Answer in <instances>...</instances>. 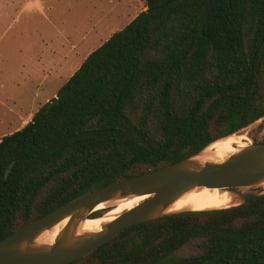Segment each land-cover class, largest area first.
Returning a JSON list of instances; mask_svg holds the SVG:
<instances>
[{"label":"trees","instance_id":"16d2710c","mask_svg":"<svg viewBox=\"0 0 264 264\" xmlns=\"http://www.w3.org/2000/svg\"><path fill=\"white\" fill-rule=\"evenodd\" d=\"M169 1L144 0L146 11ZM209 1L181 0L135 31L145 11L138 14L83 59L58 91L60 102L34 114L25 138L0 150V240L76 197L264 118V0H223L200 32ZM90 130L103 132L25 168L48 145ZM68 264H264V192L130 226Z\"/></svg>","mask_w":264,"mask_h":264},{"label":"water","instance_id":"95a60500","mask_svg":"<svg viewBox=\"0 0 264 264\" xmlns=\"http://www.w3.org/2000/svg\"><path fill=\"white\" fill-rule=\"evenodd\" d=\"M180 1L171 0L164 5L145 11L135 21V31L139 22L148 14L163 11ZM222 1L210 0L206 3L199 21L200 32L203 31L210 10ZM64 94L65 92H61L50 100L46 105L45 113L58 104ZM117 103L118 99L116 105ZM35 125L36 122L33 121L21 130L5 136L0 140V150L18 137L25 138ZM100 132L103 130L83 131L63 137L42 149L25 168L33 165L46 154L63 148L71 141L94 136ZM205 148L177 162L87 192L27 223L0 240V264L72 263L90 254L125 228L189 211L171 212L169 209L175 201L194 189L217 188L229 193L237 188L264 187V142L249 143L221 162L202 160L200 156ZM141 196H145L142 201L104 223L100 230H80L83 221L103 215L91 216L97 212L94 210L99 204ZM63 221L66 222L53 242L39 241L44 233Z\"/></svg>","mask_w":264,"mask_h":264},{"label":"rangeland","instance_id":"374dc122","mask_svg":"<svg viewBox=\"0 0 264 264\" xmlns=\"http://www.w3.org/2000/svg\"><path fill=\"white\" fill-rule=\"evenodd\" d=\"M146 9L144 0H0V140L31 123L89 52ZM237 134L244 144L263 140L264 118ZM247 192L264 187L230 191L231 205Z\"/></svg>","mask_w":264,"mask_h":264},{"label":"bare ground","instance_id":"6f19581e","mask_svg":"<svg viewBox=\"0 0 264 264\" xmlns=\"http://www.w3.org/2000/svg\"><path fill=\"white\" fill-rule=\"evenodd\" d=\"M244 135L233 134L227 137L220 138L209 146H207L201 153L200 158L202 160L221 162L231 154L238 151L240 148L247 145L244 144ZM145 196L135 197L130 199H122L111 201L108 203L99 204L94 211L108 209L106 213H103L101 217L95 219H87L80 225L81 231H97L101 229V226L111 221L116 215L124 210L130 209L142 201ZM232 198L227 191H221L217 188H202L194 189L184 194L170 207L169 211H204L213 209H222L230 206ZM102 212V211H101ZM66 221L61 222L55 228L44 233L39 241L45 243H51L54 241L55 236L59 230L63 227Z\"/></svg>","mask_w":264,"mask_h":264},{"label":"crops","instance_id":"0c3cea01","mask_svg":"<svg viewBox=\"0 0 264 264\" xmlns=\"http://www.w3.org/2000/svg\"><path fill=\"white\" fill-rule=\"evenodd\" d=\"M135 14H136V12H135ZM135 17H136V15L133 14V16L130 18L129 23H130ZM121 29H122V28H121ZM108 38H109V37H108ZM108 38H107V39H108ZM89 53H90V52H89ZM87 55H88V54H87Z\"/></svg>","mask_w":264,"mask_h":264}]
</instances>
